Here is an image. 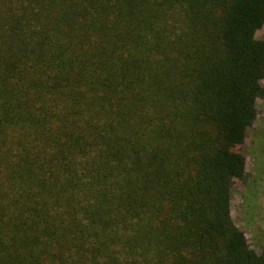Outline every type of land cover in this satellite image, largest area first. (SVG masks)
Here are the masks:
<instances>
[{"label":"trees","instance_id":"1","mask_svg":"<svg viewBox=\"0 0 264 264\" xmlns=\"http://www.w3.org/2000/svg\"><path fill=\"white\" fill-rule=\"evenodd\" d=\"M263 26L264 0H0V264H264L229 205Z\"/></svg>","mask_w":264,"mask_h":264},{"label":"rangeland","instance_id":"2","mask_svg":"<svg viewBox=\"0 0 264 264\" xmlns=\"http://www.w3.org/2000/svg\"><path fill=\"white\" fill-rule=\"evenodd\" d=\"M256 38L264 41V26ZM261 84L263 93L255 99L258 115L235 147L247 175L244 180L235 179L229 192L232 219L246 235L251 249L260 255L264 254V81Z\"/></svg>","mask_w":264,"mask_h":264}]
</instances>
